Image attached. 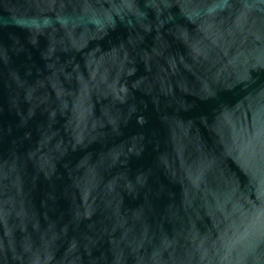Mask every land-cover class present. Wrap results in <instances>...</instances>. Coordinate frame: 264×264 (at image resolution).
Wrapping results in <instances>:
<instances>
[{
  "label": "water",
  "instance_id": "95a60500",
  "mask_svg": "<svg viewBox=\"0 0 264 264\" xmlns=\"http://www.w3.org/2000/svg\"><path fill=\"white\" fill-rule=\"evenodd\" d=\"M0 264H264V0H0Z\"/></svg>",
  "mask_w": 264,
  "mask_h": 264
}]
</instances>
